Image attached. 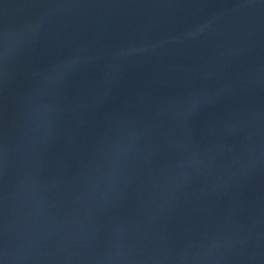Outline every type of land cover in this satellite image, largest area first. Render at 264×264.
Segmentation results:
<instances>
[{"label":"water","instance_id":"water-1","mask_svg":"<svg viewBox=\"0 0 264 264\" xmlns=\"http://www.w3.org/2000/svg\"><path fill=\"white\" fill-rule=\"evenodd\" d=\"M0 264H264V0H0Z\"/></svg>","mask_w":264,"mask_h":264}]
</instances>
